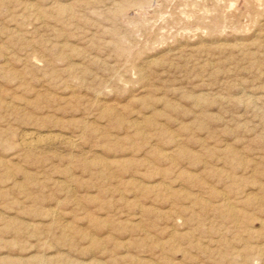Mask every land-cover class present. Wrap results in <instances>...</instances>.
I'll list each match as a JSON object with an SVG mask.
<instances>
[{"label":"rangeland","instance_id":"374dc122","mask_svg":"<svg viewBox=\"0 0 264 264\" xmlns=\"http://www.w3.org/2000/svg\"><path fill=\"white\" fill-rule=\"evenodd\" d=\"M0 264H264V0H0Z\"/></svg>","mask_w":264,"mask_h":264},{"label":"bare ground","instance_id":"6f19581e","mask_svg":"<svg viewBox=\"0 0 264 264\" xmlns=\"http://www.w3.org/2000/svg\"><path fill=\"white\" fill-rule=\"evenodd\" d=\"M29 137H30V136H29ZM24 142H25V140H24ZM25 144H26V142H25ZM25 144H24V145H25ZM27 144H28V143H27ZM27 146H30V145H27ZM59 227H60V226H59ZM63 235H64V234H63Z\"/></svg>","mask_w":264,"mask_h":264}]
</instances>
